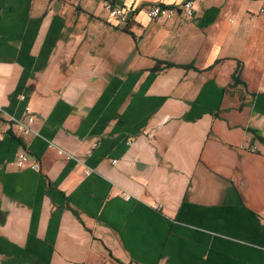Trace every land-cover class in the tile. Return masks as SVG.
<instances>
[{
  "label": "crops",
  "instance_id": "obj_1",
  "mask_svg": "<svg viewBox=\"0 0 264 264\" xmlns=\"http://www.w3.org/2000/svg\"><path fill=\"white\" fill-rule=\"evenodd\" d=\"M111 1L0 0V264H264V0Z\"/></svg>",
  "mask_w": 264,
  "mask_h": 264
},
{
  "label": "built area",
  "instance_id": "obj_2",
  "mask_svg": "<svg viewBox=\"0 0 264 264\" xmlns=\"http://www.w3.org/2000/svg\"><path fill=\"white\" fill-rule=\"evenodd\" d=\"M103 6L104 9L108 12L110 18L116 20L122 26L132 23L135 19V13L133 10L122 5H118L111 0H104ZM194 11V1L187 0L180 7L160 3L153 4L148 7V9L146 10V14L151 19L169 20L173 19L178 13L184 15L186 18H191L194 15ZM1 110L3 111V108ZM26 111L27 115L24 118H17L13 115L10 116V122L16 126L17 131L21 135H30L35 132L33 124L35 122L36 116L31 113V108L29 105H27ZM131 142L132 141L129 140V143ZM50 146L57 147L53 143H50ZM57 149L59 154L66 159H76V156L73 153L65 150L64 148L57 147ZM114 161L116 162L117 160ZM12 164L20 169L30 168L33 170H40L41 168L39 160L25 149L18 153ZM90 172L91 171L89 169L86 170V173Z\"/></svg>",
  "mask_w": 264,
  "mask_h": 264
},
{
  "label": "trees",
  "instance_id": "obj_3",
  "mask_svg": "<svg viewBox=\"0 0 264 264\" xmlns=\"http://www.w3.org/2000/svg\"><path fill=\"white\" fill-rule=\"evenodd\" d=\"M122 29L124 31H126V32L132 33V31H131V23L123 26ZM158 63L165 64V66H168V67L176 65V64L171 63V62H165V61H160V60H158ZM177 66H182V67H184L186 69H191V68H195L196 69V67L194 66L193 63L192 64H187V65H177ZM153 70H155V71L159 70V66L158 67H154ZM241 74H242V64L239 63L237 68H236V70H235V72L233 73V83L230 86H236L238 84H242V83L244 84L245 83L241 79ZM3 110H7V109H3ZM1 113H2V110L0 111V119L2 120L3 117L1 115ZM74 212L77 214V211L75 209H74Z\"/></svg>",
  "mask_w": 264,
  "mask_h": 264
}]
</instances>
